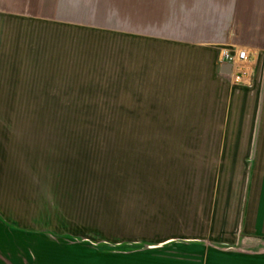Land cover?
<instances>
[{
	"label": "rangeland",
	"instance_id": "374dc122",
	"mask_svg": "<svg viewBox=\"0 0 264 264\" xmlns=\"http://www.w3.org/2000/svg\"><path fill=\"white\" fill-rule=\"evenodd\" d=\"M139 12L0 0V218L32 264H264V162L223 155L206 52L143 41Z\"/></svg>",
	"mask_w": 264,
	"mask_h": 264
},
{
	"label": "crops",
	"instance_id": "0c3cea01",
	"mask_svg": "<svg viewBox=\"0 0 264 264\" xmlns=\"http://www.w3.org/2000/svg\"><path fill=\"white\" fill-rule=\"evenodd\" d=\"M139 1L137 33L143 41L206 52L205 62L211 72L201 80L205 86L200 93L219 87L220 97L227 99V118L221 128L235 131L223 137L221 145L244 148L237 153L226 149L222 153L254 162V178L256 173L261 174L264 162V0ZM234 46L249 54L243 83L235 82L232 71H222L221 51ZM249 191L247 189L246 193ZM15 222L11 224L0 218V264H32L31 225Z\"/></svg>",
	"mask_w": 264,
	"mask_h": 264
},
{
	"label": "built area",
	"instance_id": "2783aa9c",
	"mask_svg": "<svg viewBox=\"0 0 264 264\" xmlns=\"http://www.w3.org/2000/svg\"><path fill=\"white\" fill-rule=\"evenodd\" d=\"M249 54L246 50L239 47L224 48L221 51V63L232 65V77L237 83H243L247 76V63Z\"/></svg>",
	"mask_w": 264,
	"mask_h": 264
},
{
	"label": "water",
	"instance_id": "95a60500",
	"mask_svg": "<svg viewBox=\"0 0 264 264\" xmlns=\"http://www.w3.org/2000/svg\"><path fill=\"white\" fill-rule=\"evenodd\" d=\"M222 71L223 72L230 73L232 71V65L231 64H228V63H224L222 65Z\"/></svg>",
	"mask_w": 264,
	"mask_h": 264
}]
</instances>
